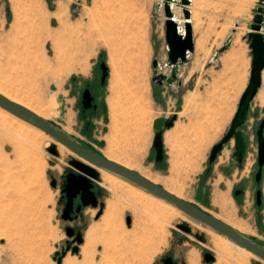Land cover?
<instances>
[{"label": "rangeland", "instance_id": "374dc122", "mask_svg": "<svg viewBox=\"0 0 264 264\" xmlns=\"http://www.w3.org/2000/svg\"><path fill=\"white\" fill-rule=\"evenodd\" d=\"M0 1V86L4 90L47 115L43 119L79 147L105 158L103 153L108 148L109 134L108 87L114 70L111 60L143 51L152 113L150 128L144 136L141 158L120 149L117 160L139 175L140 169L147 171L156 178V185L205 213L228 221L237 229L242 225L240 233L264 248V166L260 183H255L256 133L264 122V104L261 103L264 71L261 87L241 129L246 142L241 167L231 159L233 141L223 148L212 166L208 164L211 149L228 132L249 83L251 51L247 35L260 0H190L187 8L191 9L194 53L180 69L178 81L182 85L171 87L153 83L154 60L159 64L158 75L170 74L165 67L161 0ZM39 9L47 16L48 38L37 36L44 27L38 21ZM175 13L181 20V11L175 9ZM229 36L230 46L213 59ZM4 45H8L6 49ZM17 49L22 51L18 50L17 57L29 51V60L14 59L5 65V57L17 53ZM101 63L108 69L101 95L106 113L99 119L89 120L95 138L91 142L80 133L88 120L82 119L79 113L77 92L95 73L100 75L97 68ZM11 71L13 75L8 76ZM173 118V126L166 129L165 123ZM15 129L16 123H0V264H56L53 256L71 240L67 239L65 229L83 226L86 230L81 232L83 244L79 246L78 255L68 253L61 264H162L161 260L171 253L178 264H187L185 257L191 251L197 253L198 264H217L206 233L194 225L220 235L175 208V213L160 209L159 213L154 210L151 215L142 212L134 215L125 210L117 228V249L105 252L102 245L93 242L86 255L85 233L91 226L102 223L106 203L115 201L114 196L99 186L100 177L98 183L93 182L103 197L99 219L95 220L100 208L88 207L77 222H64L61 216L65 201L60 202L61 187L68 173H77L69 165L72 153L65 148L59 150L44 134L43 139L31 144L18 136ZM160 131L163 161L156 163L153 140ZM29 138L34 137L29 135ZM172 163L176 165L174 171ZM51 178L56 181L55 189L50 186ZM117 189L118 202L126 204L122 196L125 194L121 188ZM257 191L261 192L259 208L256 207ZM235 192L240 194L235 196ZM127 217L131 220L129 227ZM232 252L229 264H264L252 259V255L243 257L235 247ZM206 255L213 260L206 263Z\"/></svg>", "mask_w": 264, "mask_h": 264}, {"label": "water", "instance_id": "95a60500", "mask_svg": "<svg viewBox=\"0 0 264 264\" xmlns=\"http://www.w3.org/2000/svg\"><path fill=\"white\" fill-rule=\"evenodd\" d=\"M189 0H161L159 7L163 9L164 15V40L166 45L165 55L166 63L165 67L170 70L169 76L158 75L159 64L156 60L153 61L152 68L155 73L154 84L161 86L163 83L167 86L173 84H181L178 81L180 69L186 66L189 62L190 56L194 53V40L192 34L191 14L187 9L189 6ZM264 0L259 1V7L254 10V17L252 25L250 26V32L247 35V42L249 50L251 51V71L249 83L242 94L236 114L231 122L230 128L222 140L215 145L208 157V164L212 166L218 156L221 154L223 148L228 146L231 141L234 142L233 153L231 159L235 161L238 166L242 165L244 156L246 153V142L242 135L241 129L247 119L248 111L251 103L257 95L258 90L261 87V78L264 71V36L262 31L264 28ZM177 8L181 11L182 20L179 22L175 18L173 10ZM233 34V31H232ZM231 44V37H228L221 49L216 51L213 55V59H216L219 55L223 54ZM102 71V82H105L107 78L108 69L104 63L99 65ZM92 99L89 97L87 91L83 95V108L87 109L91 106ZM0 109L8 112L15 118L28 123L35 127L37 130L43 132L50 137L55 143L63 146L70 153H72L77 159H72L69 165L77 173L70 172L66 176V180L61 187V195L65 196L66 202L64 210L62 212L61 219L64 222H70L72 220L71 215H79L83 208L91 206V208H97V202L95 195L92 192L94 188L93 182H99L100 174L96 169L102 170L106 173L114 175L119 179L133 185L134 187L144 191L146 194L161 200L168 205L172 206L183 215L187 216L194 222L203 225L204 227L212 230L213 232L227 238L235 245L248 251L261 262L264 263V248L257 245L253 240H250L235 231L231 227L227 226L223 222L215 219L211 215L205 213L198 207H195L183 200L176 198L175 196L167 193L163 188L155 185L148 180L141 177L136 172L127 170L113 162L106 160L104 157L83 149L67 138L58 128L52 125L50 122L45 121L25 108L10 102L0 95ZM175 118L165 123V128L170 129L173 126ZM264 122L259 125L256 133L258 143V157L257 165L258 171L255 176V183L259 184L262 177V169L264 166ZM162 132H158L153 140V151L155 153V162L159 163L163 161V141ZM53 152V151H52ZM85 161L89 165L82 163ZM51 188H56V181L51 178ZM99 189V187H98ZM240 192H235V196H238ZM100 195V191L97 193ZM79 199V204L76 210H73L74 200ZM261 192H256V207L261 206ZM103 204L100 205V212L96 216L95 220H98ZM127 227L130 226L131 220L126 218ZM183 229V228H182ZM65 235L67 239H72V243L75 246L71 247L69 241L65 242V248L61 249L59 253H55L53 261L56 264H61L62 260L68 253L72 256L78 255L79 246L83 244L82 234L79 232L74 237V229L66 228ZM213 258L210 255L205 256V262L212 261ZM162 264H177L174 263L170 256L164 257L161 260ZM181 264H185L182 262Z\"/></svg>", "mask_w": 264, "mask_h": 264}, {"label": "bare ground", "instance_id": "6f19581e", "mask_svg": "<svg viewBox=\"0 0 264 264\" xmlns=\"http://www.w3.org/2000/svg\"><path fill=\"white\" fill-rule=\"evenodd\" d=\"M175 9L173 10V13L175 14V18L180 22L182 19L180 20L177 18ZM187 9L191 10L190 8ZM37 16L39 24L41 26H44L42 27V30L41 28L39 29V33H37V36H46L47 38L50 37L49 31L45 27L47 26L46 24H48L47 16L42 11L38 13ZM34 37L30 38L33 39ZM30 38L28 37V39ZM143 53L144 52L141 51L140 53L137 52L138 55L135 56H133V54L130 56L123 55L118 59H112L111 65L114 70L112 71L113 77L112 79H110L112 82H110V87H108L110 96L107 101L109 110V134L107 137V143L108 148L110 150H108L107 148L106 152H104L103 154L106 160L113 162L130 171L131 168L126 163L117 160L118 155L116 154L120 151V149H124L126 151H129L132 156H137V159L141 158L144 148V136L147 130H149L150 128V121L152 118L151 104L148 99V90L145 82V67L143 64V55L145 54ZM24 54L25 58L23 60L28 58L27 53L25 52ZM11 94L10 92L5 91L0 87V95L3 96L5 99L25 108L26 110L32 112L41 119L45 118L44 116L48 117L47 115H43L35 108L31 107L30 105H27L22 100L16 99L17 97L15 98L11 96ZM261 103L264 104V97L261 98ZM0 123L3 125H11L12 123H16L15 131L19 134L18 136L24 138V140L28 139L29 143L31 144L36 143L37 139H43L44 137L43 132L37 130L35 127L29 125L28 123L15 118L8 112L3 111L1 109ZM63 130L66 131L65 128ZM29 135H33L34 138L30 139ZM57 145L59 146V150H64L63 146L59 144ZM112 148H115V150L112 151ZM71 156L74 159H77L73 154H71ZM82 163H84L85 165H89L85 161H82ZM175 167L176 165L172 163V171H174ZM96 170L101 177V183L99 184V186L101 188L107 189L114 196L115 201H107L105 214L101 221L102 223L100 225L91 226L85 233L86 246L84 248V253L86 255L89 254V249L87 248H89L93 242L102 245L104 248L103 250L105 252L107 251V249H117V228L118 225L121 224L119 219L121 217L122 212H124L125 210H130L134 215H137L138 212H142L144 214L147 213L151 215L152 213H155L154 210L158 212L160 209L175 213L174 208L167 204H164L163 201L146 194L144 191L134 187L133 185L119 179L114 175H111L99 169ZM140 172L141 177L156 185V178L150 176V174L145 170L140 169ZM117 187L121 188V191L125 194L122 196L125 197L126 204H120V202H118L119 195ZM166 192L168 193L169 191L166 190ZM169 194L172 195L171 192H169ZM176 198L179 199V197ZM169 212L167 214H169ZM213 216L215 219H219V221L221 220V222H223L227 226L229 225L227 223L228 221L225 222L222 219L216 217L215 215ZM194 226L198 230H203L206 233L209 248L213 253H215L217 257V264H229V262L232 260V249L234 247L238 252L242 253L243 257H251V253L235 245L231 241L227 240V238L223 236L221 237V235L218 236L216 234H213L212 232L204 230L203 228L197 225ZM239 226L237 229L236 226L233 227L229 225V227H231L235 231L238 230L239 233H242L243 231H240V229H242V225L241 227ZM254 257L252 259L257 261V258ZM185 258L187 264H198L197 253L194 251L188 252Z\"/></svg>", "mask_w": 264, "mask_h": 264}, {"label": "flooded vegetation", "instance_id": "af4514ba", "mask_svg": "<svg viewBox=\"0 0 264 264\" xmlns=\"http://www.w3.org/2000/svg\"><path fill=\"white\" fill-rule=\"evenodd\" d=\"M97 70H99L100 75L97 76V73H95L94 77L90 80V82H86L84 84V86L78 90L77 92V98L78 102L77 105L79 107V113L82 117V119L84 120H88L85 122V124L83 125V130L80 132L82 135H84V137L91 141L94 142V132L91 131L90 129V125H89V120H91L92 118H96L99 119L102 115L104 116L106 113V107H105V103L104 101L101 100V95L103 93V90L105 89V84L108 78V72H107V78L105 79V82L103 83L101 78H102V71L100 70L99 66L97 68ZM164 84V83H163ZM178 86H180L181 84H177ZM85 91L88 92L89 97L92 99L91 101V106L87 109L83 108L82 102H83V95L85 93ZM94 188L92 189V192L95 195V199L97 202V208H100V205L102 204V192L98 189V187H96L95 185H93ZM98 191H100V195H98ZM240 194V193H239ZM66 202L65 196H61V200L60 202ZM79 204V199H75L74 200V205H73V210H76L77 205ZM91 208V206H89ZM88 208V207H87ZM87 208H83L80 212L79 215H76L75 213L71 215L72 220L70 222L67 223H75L78 220H80V218L82 217V213L84 210H86ZM86 230V227L83 226L81 229H78L77 227L74 228V237L80 232H83ZM187 233H189V231H187ZM70 246L73 247L75 244L72 243V239L69 241ZM168 256H170L173 260L174 263L178 262L174 259L173 254H169Z\"/></svg>", "mask_w": 264, "mask_h": 264}, {"label": "crops", "instance_id": "0c3cea01", "mask_svg": "<svg viewBox=\"0 0 264 264\" xmlns=\"http://www.w3.org/2000/svg\"><path fill=\"white\" fill-rule=\"evenodd\" d=\"M0 3H1V1H0ZM14 41H15V40H14ZM13 43H14V42H13ZM4 46H5V45H4ZM6 46H8V45H6ZM6 46H5L3 49H6ZM165 47H166V45H165ZM165 49H166V48H165ZM18 50H19V53L22 52V51H20V49H17V53H15V54H13V53H9V54L7 55V57H5V59L3 60V62H4L5 65L10 64V62H11L12 60H14V59H15V60H18V59H19V60H21V61L24 62L23 59L25 58V56H24V55H25V54H24L25 52L23 51V54L21 53V54H22L21 57H20V56L17 57ZM5 53H6V52H5ZM27 55H31V53H30V52H27ZM28 60H29V56H28ZM6 63H7V64H6ZM12 72H13V71H11V72L9 73L8 76L13 75ZM15 73H16V72H15ZM15 73H14V74H15ZM15 76H16V75H15ZM23 77H24V76H23ZM12 80H13V79H12ZM181 85H182V83H181ZM0 87H1V86H0ZM1 88H2V87H1ZM2 89H3V88H2ZM3 90H4V89H3ZM5 91H6V90H5ZM232 162H233V161H232ZM238 167H241V166H238Z\"/></svg>", "mask_w": 264, "mask_h": 264}]
</instances>
